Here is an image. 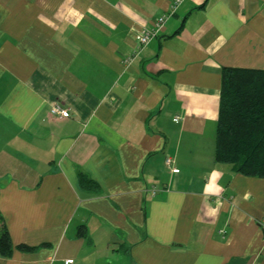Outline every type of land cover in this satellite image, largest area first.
I'll return each instance as SVG.
<instances>
[{"label": "crops", "instance_id": "1", "mask_svg": "<svg viewBox=\"0 0 264 264\" xmlns=\"http://www.w3.org/2000/svg\"><path fill=\"white\" fill-rule=\"evenodd\" d=\"M171 2L0 0V264H264V178L214 159L264 0H183L125 62Z\"/></svg>", "mask_w": 264, "mask_h": 264}, {"label": "trees", "instance_id": "2", "mask_svg": "<svg viewBox=\"0 0 264 264\" xmlns=\"http://www.w3.org/2000/svg\"><path fill=\"white\" fill-rule=\"evenodd\" d=\"M214 159L232 172L264 178V69H222ZM82 182L92 184L84 176ZM12 249L1 228L0 253L9 256Z\"/></svg>", "mask_w": 264, "mask_h": 264}, {"label": "built area", "instance_id": "3", "mask_svg": "<svg viewBox=\"0 0 264 264\" xmlns=\"http://www.w3.org/2000/svg\"><path fill=\"white\" fill-rule=\"evenodd\" d=\"M182 1L183 0H172V2L170 3V10L167 14H162L159 17H157L151 26H143L136 31L135 34V38L137 41L136 49L125 57L124 59L125 62L131 61L138 54V52L141 50L142 47L147 45L153 38H155L161 32L167 18L175 11V9L180 5ZM50 113L58 117H68L70 115L69 109L62 106L59 102H55L51 105ZM165 163L173 173L178 172V168L172 166L173 161L170 157L166 159ZM70 262L71 260L67 259L65 261V264H69Z\"/></svg>", "mask_w": 264, "mask_h": 264}]
</instances>
